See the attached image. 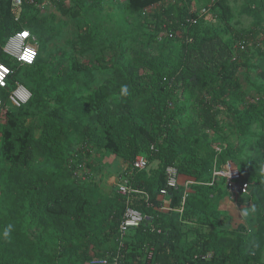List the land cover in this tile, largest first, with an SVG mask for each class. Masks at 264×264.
I'll use <instances>...</instances> for the list:
<instances>
[{"label":"trees","instance_id":"obj_1","mask_svg":"<svg viewBox=\"0 0 264 264\" xmlns=\"http://www.w3.org/2000/svg\"><path fill=\"white\" fill-rule=\"evenodd\" d=\"M12 1L0 0V62L12 70L0 88L7 108L0 113V264H88L117 254L120 264H264V83L253 84L257 98L250 102L238 77L240 69L255 68L248 54L251 47L260 53L264 0H241L238 14L253 23L236 31L230 0H201L205 17L190 13L192 0H172L167 8L161 6L167 0H125L139 34L111 37L88 19L104 0H69L73 9L63 0H20V8ZM47 6L83 19L82 34L68 43L71 53L47 52L59 34L56 17L43 12ZM214 18L225 26L208 27ZM24 29L39 42L31 66L2 52ZM176 31L180 37H168ZM86 53V61L76 58ZM17 83L30 99L11 108L7 99ZM189 105L201 109V123L217 139L200 142L197 122L183 124ZM70 110L78 123L63 120ZM77 127H83L81 146L74 150ZM231 129L241 138L238 147L229 142ZM220 141L226 144L217 154L211 145ZM89 145L121 159L127 165L121 177L140 192L131 195V206L147 221L123 238L124 199L116 183L103 192L88 175L78 176L89 167ZM252 148L257 155H249ZM137 156L148 170L133 169ZM215 160L218 167L235 164L248 195L231 199L222 180L209 185ZM169 167L195 182L184 203L182 186L166 187ZM224 198L255 207L253 231L243 224L220 229L221 219L206 214Z\"/></svg>","mask_w":264,"mask_h":264},{"label":"rangeland","instance_id":"obj_2","mask_svg":"<svg viewBox=\"0 0 264 264\" xmlns=\"http://www.w3.org/2000/svg\"><path fill=\"white\" fill-rule=\"evenodd\" d=\"M64 5L67 8L73 9L72 3L69 0H63ZM230 6L232 7V10L234 12V20L229 24L230 27L233 28L234 31L236 30H248L251 28V24L253 23V20L250 18L241 17L238 12L242 5L241 0H230L229 1ZM202 5L201 0H192V5L190 6L192 9H199ZM125 6V0H104L97 9L93 10L90 14H88V19H93L99 26V29H102L101 32H103V28L105 29V32H108V37H111L113 34H132L135 33L134 36H137L139 34L138 27L134 24V17L135 15H128L125 13L124 10ZM50 12L52 13L57 21H54V27L59 29V34L56 36V38L50 42L47 45V52H68L71 53L72 49L69 47L68 43L70 41L77 40L78 36L82 34L81 27L83 26V19L77 18L72 19L69 16H61L59 12L51 7L47 6L43 12ZM147 11V10H146ZM148 13V11H147ZM260 23L263 27L261 29L258 41L260 42V53L255 52L256 48H250L248 59L249 63L254 65V69H250L246 71L244 68L239 70L238 77L243 85L244 94L246 96V99L250 102L255 101L257 98V93L255 88H253V84H263L264 83V35H261L264 31V15L259 16ZM51 23V22H50ZM225 25L219 21V19H212L211 21L208 20V27L211 29L215 28H223ZM131 41H128V43ZM135 46V44H134ZM236 49V47H235ZM236 51V50H234ZM233 51V53H234ZM89 53L83 54V55H77L76 58L80 61H83L86 59H89ZM103 78L99 77V81ZM188 112L186 115V118H182L183 124H188L189 122H197V128L198 132L197 137L199 138L200 142L206 143L203 136H207L208 139H213L218 137V135H215L212 131H210L208 128L204 127V125L201 123L202 119V112L201 109L198 107H194L192 105H189ZM30 111L32 110V107L30 108ZM76 111L70 110L68 113L64 114L63 120L66 124H68V121H71L72 123H78V118L75 116ZM230 123V122H229ZM76 125V124H74ZM78 126V125H76ZM232 126V124H231ZM73 127V126H72ZM74 128V127H73ZM73 129L71 128V131ZM83 130V127H77V134L72 137V140H74V150H78L80 148V143L78 141V138L81 137L80 134ZM233 132V136L229 138V142L233 144L235 147H238L240 145L241 138L238 137L236 132L231 129ZM38 131L35 132L36 136L38 135ZM248 141V140H247ZM225 141L214 142L211 145V148L216 151V149H220L218 153L222 151V149L225 147ZM90 156L89 158H85V161H88L89 167L87 169H84V171L78 172V176H81V179H85V174L88 175L93 181L99 183L101 186V189H103V192H107L110 190V187L117 182L126 168V164L122 162L121 159L109 155L105 153L103 150L99 149L98 147H95L94 145H89L88 148ZM249 150V155L258 154L257 148L247 149ZM202 155H205V152H202ZM40 164L43 163L42 160L39 161ZM87 163V162H85ZM217 161L215 160L214 167H217ZM7 173V169H3L1 176H5ZM87 177V176H86ZM1 178V177H0ZM198 185V184H197ZM247 206V205H246ZM206 214L212 215L213 217H219L221 220H219L218 227L223 230H230L232 228H236L237 223L233 222L231 218L228 217V215L220 214V211L216 208L215 203L212 204V206L209 205L208 210L206 211ZM249 217L252 216H242L245 223L247 224V228L249 227ZM241 218V219H242ZM248 218V220H247ZM242 219V220H243Z\"/></svg>","mask_w":264,"mask_h":264},{"label":"built area","instance_id":"obj_3","mask_svg":"<svg viewBox=\"0 0 264 264\" xmlns=\"http://www.w3.org/2000/svg\"><path fill=\"white\" fill-rule=\"evenodd\" d=\"M173 4L172 0H167L161 3V6H164L165 8L169 7ZM12 6L14 8H20L21 7V1L20 0H13ZM156 7L148 8V12L154 10ZM190 13L196 12L198 17L206 16L208 15L209 10L206 8H199V9H192L189 7ZM195 19L191 20V24H196ZM189 22V21H188ZM185 28H183L184 30ZM181 31H176L175 34H169L168 37L172 38L174 35H177L178 37L181 36ZM240 50H243V47H240ZM39 51V42L33 33H31L29 30H22L15 35H13L3 46L2 52L3 54L8 57L9 59L15 60L20 66H31L35 62ZM12 74V70L4 63L0 62V88H5L7 84V80ZM30 99V93L29 91L22 86L21 84H16L15 89L9 94L7 102L8 106L11 108H20L22 106H25ZM7 108L3 106L2 100L0 98V113L6 112ZM152 149V148H151ZM217 152L220 151V149H216ZM133 169L137 171H143L148 170L149 165L144 157L137 156L135 160L133 161ZM166 181H167V188L169 189H176L179 185L183 187V197H182V203H184V200L187 198L189 194V188L192 185H195V182L192 180H186L184 184H181L179 182V175L177 173V170L173 167H169L166 169ZM222 180L224 189L228 193L229 198L234 199L238 198L241 195H248L250 185L248 183H245L242 181L241 174L239 173L238 168L235 166V164L231 161H226L223 165L220 167H214L212 176H211V183L210 186L213 185V183ZM201 185V184H198ZM204 185V184H202ZM116 190L117 193L123 197L124 199V213H123V219L121 224L119 225V234L120 238H123L127 232L131 229L138 228L143 222L147 221V218L142 215L138 210L134 209L131 206V195L140 193L137 190L131 189L129 186L128 179L125 177H119V179L116 182ZM167 191L163 190L160 192V195L164 196L166 195ZM161 211L168 212L170 211L167 207H161ZM180 212V210H179ZM151 253H149L148 258L150 259ZM121 256L117 254L116 256H113L110 258H93L88 264H120Z\"/></svg>","mask_w":264,"mask_h":264},{"label":"crops","instance_id":"obj_4","mask_svg":"<svg viewBox=\"0 0 264 264\" xmlns=\"http://www.w3.org/2000/svg\"><path fill=\"white\" fill-rule=\"evenodd\" d=\"M186 180H187L186 177L181 176L179 178V182L181 184H184ZM214 203H215L216 208L220 211V214L228 215V217L231 218L233 222H236L237 225L243 224L246 227L248 226L245 223L242 216H243V211L247 209L248 216H252L251 218L249 217V220L251 223H249L248 225L250 228H247V229L248 231H253L255 229V214L253 211H251L252 209L251 206H246V204L239 203L238 201H231V199L229 198H224Z\"/></svg>","mask_w":264,"mask_h":264},{"label":"clouds","instance_id":"obj_5","mask_svg":"<svg viewBox=\"0 0 264 264\" xmlns=\"http://www.w3.org/2000/svg\"><path fill=\"white\" fill-rule=\"evenodd\" d=\"M262 171H264V168H262ZM251 211L255 212V207H253V208L251 209ZM243 215H244V216H247V215H248V210H247V209H245V210L243 211ZM11 230H12V226L9 225L8 228L5 230V233H4L6 239H9V234H10Z\"/></svg>","mask_w":264,"mask_h":264}]
</instances>
